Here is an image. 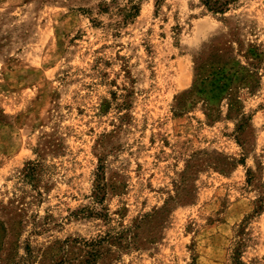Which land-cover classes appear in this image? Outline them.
Instances as JSON below:
<instances>
[{
	"label": "rangeland",
	"instance_id": "obj_1",
	"mask_svg": "<svg viewBox=\"0 0 264 264\" xmlns=\"http://www.w3.org/2000/svg\"><path fill=\"white\" fill-rule=\"evenodd\" d=\"M233 1L0 0L1 264L109 234L96 264H264V0ZM228 40L253 77L187 95ZM166 203L156 241L116 238Z\"/></svg>",
	"mask_w": 264,
	"mask_h": 264
},
{
	"label": "trees",
	"instance_id": "obj_2",
	"mask_svg": "<svg viewBox=\"0 0 264 264\" xmlns=\"http://www.w3.org/2000/svg\"><path fill=\"white\" fill-rule=\"evenodd\" d=\"M201 2L214 13H224L227 11L228 6L234 2L233 0H201ZM138 10L137 5H131L129 8L128 14L134 15ZM239 44L240 41L237 40ZM222 44V45H220ZM221 47H213L212 53L209 58L204 57V53H201L195 61V80L191 90L187 92L188 94H195L206 92L210 85L220 88L223 91H230L232 87V82L242 81L241 84H246L249 77H253V72L250 70L248 64L242 63L239 61L234 53L246 57H254L257 61L260 60L262 51L258 50L257 47L250 45L245 51L244 54L239 52V50H233L231 41H225L219 43ZM195 98H191V102H194ZM231 108L235 107L239 100L231 97L229 99ZM232 162L229 161L228 165H231ZM41 164L40 162H29L27 164L26 172L24 175L27 178H36L38 176ZM219 170H223L220 167ZM102 179L101 172L97 177V188L100 187V180ZM175 201L174 198H171ZM168 203V202H167ZM167 203L165 206L153 210L151 213L144 214L141 218L137 219L131 226L121 230L116 238L119 241H124L126 246L130 247H140L143 244H151L156 241V238L159 237L161 230H159L160 224L165 220L164 215L167 213ZM149 226L150 233L146 238V242H142L139 238V233L141 227ZM13 230L16 232V228L13 227ZM112 235L100 236L92 239H84L81 242L83 246L84 257L83 264H96L99 255L102 254L103 244L111 240ZM239 247H236L234 252L233 261L235 264H245L241 259H239ZM1 264V261H0Z\"/></svg>",
	"mask_w": 264,
	"mask_h": 264
}]
</instances>
